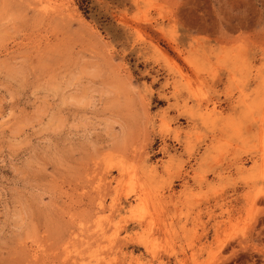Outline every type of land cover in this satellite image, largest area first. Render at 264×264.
<instances>
[{
    "label": "rangeland",
    "instance_id": "obj_1",
    "mask_svg": "<svg viewBox=\"0 0 264 264\" xmlns=\"http://www.w3.org/2000/svg\"><path fill=\"white\" fill-rule=\"evenodd\" d=\"M0 264H264V0H0Z\"/></svg>",
    "mask_w": 264,
    "mask_h": 264
},
{
    "label": "bare ground",
    "instance_id": "obj_2",
    "mask_svg": "<svg viewBox=\"0 0 264 264\" xmlns=\"http://www.w3.org/2000/svg\"><path fill=\"white\" fill-rule=\"evenodd\" d=\"M78 257V256H77ZM67 259V258H66Z\"/></svg>",
    "mask_w": 264,
    "mask_h": 264
}]
</instances>
